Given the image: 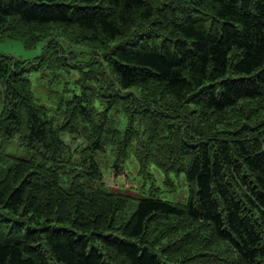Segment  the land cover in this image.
<instances>
[{"label":"trees","instance_id":"1","mask_svg":"<svg viewBox=\"0 0 264 264\" xmlns=\"http://www.w3.org/2000/svg\"><path fill=\"white\" fill-rule=\"evenodd\" d=\"M11 38L0 264H264V0H0ZM106 152L185 201L108 189Z\"/></svg>","mask_w":264,"mask_h":264},{"label":"rangeland","instance_id":"2","mask_svg":"<svg viewBox=\"0 0 264 264\" xmlns=\"http://www.w3.org/2000/svg\"><path fill=\"white\" fill-rule=\"evenodd\" d=\"M39 51L40 45H37L36 48H26L23 41L19 38L0 41V54H9L17 59L31 60L37 56ZM36 89L39 92V89ZM0 144V148L11 155H27L15 139L10 140L8 143L0 140ZM97 158L104 177L103 184L108 189L122 191L132 197L154 195L178 202L185 201L188 186L183 174L170 173L166 175L157 166L150 165L147 175H143L140 173V167L134 158L127 159L123 170L116 174L114 167L111 165L109 152L99 154Z\"/></svg>","mask_w":264,"mask_h":264},{"label":"bare ground","instance_id":"3","mask_svg":"<svg viewBox=\"0 0 264 264\" xmlns=\"http://www.w3.org/2000/svg\"><path fill=\"white\" fill-rule=\"evenodd\" d=\"M238 2H239V1H238ZM236 3H237V2H236ZM121 13H123V12H121ZM111 14H112V13H110V15H111ZM115 14H117V13H115ZM107 15H108V14H107ZM113 15H114V14H113ZM113 15H112V16H113ZM117 15H121V14L118 13ZM123 15H124V14H123ZM126 16H127V15H126ZM115 17H116V16H115ZM127 17H128V19H129V16H127ZM112 18H113V17H112ZM117 18H118V17H117ZM117 18H115V19H117ZM124 18H125V16H124ZM130 18H131V17H130ZM118 19H119V18H118ZM118 19H117V20H118ZM117 20H116V21H117ZM129 20H130V19H129ZM122 21H123V20H122ZM119 22H121V21H119ZM114 23H115V22H114ZM121 23H122V22H121ZM125 23H126V22H124V24H125ZM95 36H96V35H95ZM95 36H94V37H95ZM89 38H90V37H89ZM95 38H96V37H95ZM87 40H89V39H87ZM92 40H93V39H91V41H92ZM94 40H95V39H94ZM96 42H97V40H96ZM33 59H34V58H33ZM41 63H42V62H41ZM37 67H40V66H37ZM48 68H49V65H48ZM50 69H51V68H50ZM37 70H38V69H37ZM74 70H75V69H74ZM69 74H70V73H69ZM69 74H67V76H70ZM71 82H72V81H71ZM30 85H31V84H30ZM78 86H79V85H78ZM27 87L29 88L30 86L27 85ZM31 87H32V86H31ZM71 89H72V88H71ZM77 89H78V88H77ZM66 90H67V88H66ZM72 91H73V90H72ZM28 92H29V91H28ZM75 92H77V91H75ZM78 92H79V91H78ZM50 93H51V92H50ZM33 95H34V94H33ZM31 96H32V95H31ZM58 99H59V98H58ZM32 100H33V99H32ZM59 100H60V99H59ZM39 103H40V102H39ZM60 107H61V106H60ZM53 120H54V119H53ZM4 141H5V140H4ZM5 157H6V155H5ZM2 158H3V156H2ZM154 158H155V157H154ZM149 159H150V158H149ZM149 159H148V160H149ZM151 160H152V159H151ZM10 165H11V164H10ZM6 167H7V166H6ZM10 167H11V166H10ZM166 168H167V167H166Z\"/></svg>","mask_w":264,"mask_h":264}]
</instances>
